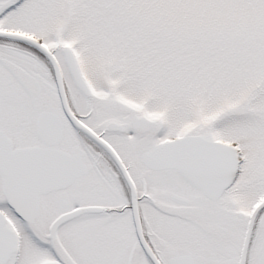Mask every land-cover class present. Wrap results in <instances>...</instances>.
Masks as SVG:
<instances>
[{
	"label": "snow or ice",
	"instance_id": "obj_1",
	"mask_svg": "<svg viewBox=\"0 0 264 264\" xmlns=\"http://www.w3.org/2000/svg\"><path fill=\"white\" fill-rule=\"evenodd\" d=\"M0 264H264V0H0Z\"/></svg>",
	"mask_w": 264,
	"mask_h": 264
}]
</instances>
